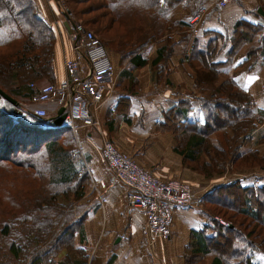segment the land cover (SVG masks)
I'll use <instances>...</instances> for the list:
<instances>
[{
  "label": "trees",
  "instance_id": "1",
  "mask_svg": "<svg viewBox=\"0 0 264 264\" xmlns=\"http://www.w3.org/2000/svg\"><path fill=\"white\" fill-rule=\"evenodd\" d=\"M58 1L74 24L85 13L80 6L88 2ZM183 1L191 9L195 0H92L100 9L93 22L106 21V32L115 25L125 30L108 40L95 33L121 62L134 68L151 62L161 76L177 45L170 32L174 27L191 28L203 2L195 1L189 21L174 23L171 12ZM262 22L239 19L230 36L208 30L196 36L186 61L198 89V113L191 118L186 101L165 112L164 124L175 128V151L205 177L221 176L229 163L231 171L264 163L257 151L244 149L264 122V113L254 111L253 97L232 78L220 81L221 68L230 66L245 46L248 60L264 59ZM185 34L180 42L189 38ZM55 40V31L38 16L34 0H0V89L19 102L14 106L0 95V264H55L61 249L73 248L85 218L76 219L74 213L91 175L71 128L47 127L49 120L35 116L18 99L32 104L38 88L31 84L54 81ZM160 42L164 46L156 58L143 59L142 53ZM226 48L227 60L221 63L217 59ZM198 202L206 223L192 231L185 264L209 256V264H255V255H264V184L235 180L215 187ZM225 242L228 250H223Z\"/></svg>",
  "mask_w": 264,
  "mask_h": 264
},
{
  "label": "crops",
  "instance_id": "2",
  "mask_svg": "<svg viewBox=\"0 0 264 264\" xmlns=\"http://www.w3.org/2000/svg\"><path fill=\"white\" fill-rule=\"evenodd\" d=\"M34 1L38 16L55 31V77L51 83L59 84L67 80L66 60L75 57L70 38L74 23L63 12L58 0ZM195 1H191V9L185 1L175 7L171 20L174 23L189 21ZM263 6V0H232L228 6L219 8L212 0H203L199 6V18L195 22L191 20V28L174 27L170 32L172 41L177 45L168 60L169 67L163 65L161 76H158L161 70L158 71L151 62L134 68L129 62L121 65L119 55L110 53L115 70L105 85L103 102L96 111L102 130L87 128L81 123H77L76 130L71 129L79 150L86 158L91 181L85 195L77 202L78 208L74 213L76 219L85 215L81 230L75 233L73 248L59 251L55 264H185L184 252L191 241L192 231L202 229L206 223V214L198 200L209 189L228 183V180L220 183L219 177H205L185 164L181 154L175 151V128L170 129L164 124V115L185 101L188 107H192L189 112L191 118L198 113L199 102L194 97L198 89L193 71L186 61L196 36L207 30L230 36L239 19L253 24L263 23L264 18L258 13ZM183 34L189 38L180 42ZM163 46L164 42L153 45L142 53L143 59L150 61L156 58ZM243 49L235 55L230 66L221 68L220 81L232 78L253 97L254 111L264 113V59L258 56L248 60ZM227 50L219 54V62L227 60ZM46 84L45 79L35 83L37 87ZM39 106L52 112L57 104L45 102L40 105L35 100L29 104L31 110ZM102 133L119 150L135 158L143 169L159 178L177 179L198 194L193 206L174 210L171 236L158 239L154 250L146 244L144 214L129 205V188L114 181L103 159ZM251 136V144L244 149L264 155V122ZM233 172L235 179L244 185L264 184L262 167ZM93 183L101 197L92 188Z\"/></svg>",
  "mask_w": 264,
  "mask_h": 264
},
{
  "label": "built area",
  "instance_id": "3",
  "mask_svg": "<svg viewBox=\"0 0 264 264\" xmlns=\"http://www.w3.org/2000/svg\"><path fill=\"white\" fill-rule=\"evenodd\" d=\"M212 1L217 7L224 8L232 0ZM198 18L194 17L192 22ZM70 38L75 57L65 62L67 80L38 87V95L34 98L40 105L56 102L57 106L52 112L39 106L33 113L40 118L56 117L58 110L64 107V126L76 130L77 123H81L84 127L102 130V122L96 111L103 102L105 85L114 74L113 61L99 36L82 21L75 23ZM31 87L37 88L35 84H31ZM102 156L114 181L129 188V205L144 214L146 244L154 250L158 239L171 236L174 210L193 206L196 193L177 179L159 178L143 169L135 158L119 150L103 133ZM92 188L101 197L95 183Z\"/></svg>",
  "mask_w": 264,
  "mask_h": 264
},
{
  "label": "rangeland",
  "instance_id": "4",
  "mask_svg": "<svg viewBox=\"0 0 264 264\" xmlns=\"http://www.w3.org/2000/svg\"><path fill=\"white\" fill-rule=\"evenodd\" d=\"M92 0H88V2H85V4L83 5V6H80V7H82V8H84L85 10H83V12H85V13H83L84 15H80V17H79V19H78V21H82L83 23L85 22V23H87L88 24V26L90 27L89 29H91L92 31H96V32H98V35L100 36V37H102L103 39L102 40H108L107 38H112V39H115L116 38V36L117 35H119V34H122L125 30L124 29H119L118 27L119 26H117V25H115V26H113V27H111V29H109L107 32L106 31H103L104 30V28L103 27H105V25L107 24V22L105 21V22H103V23H101V21H99V23H97V22H93L92 20H93V18L94 17H96L99 13H100V9H97V7L93 4V2H91ZM66 13V12H65ZM102 25V26H101ZM117 33H119V34H117ZM99 37V38H100ZM101 39V38H100ZM105 46V45H104ZM10 50V48H8V49H6L5 50V52L6 51H9ZM109 50V49H108ZM248 51H249V47L248 46H245L244 47V49H243V51L242 52H244L245 53V57H246V55H247V53H248ZM109 52V55H110V53H111V55H114V52H112V51H108ZM111 55H110V57H111ZM112 59V58H111ZM120 63H121V65L123 64V62H121L120 61ZM113 64H114V62H113ZM114 67H115V64H114ZM224 79V78H223ZM20 101H21V104H22V106L24 107H26L28 110H30L31 111V109L29 108V105L23 100V99H21V98H18ZM24 101V102H23ZM10 114V113H9ZM47 127H52L51 125H48ZM75 138V137H74ZM252 141V140H251ZM74 144H75V146H76V148H77V150H79V148H78V146H77V144H76V142L74 141ZM250 144H251V142H250ZM80 151V150H79ZM83 154V153H82ZM257 154H258V156L260 157V158H264V155H262V154H260L259 152H257ZM84 155V154H83ZM85 160H86V158H85ZM260 166H264V163L263 164H261V165H259V166H256V167H260ZM89 167V166H88ZM233 169V166H232V164L231 163H229L228 165H227V168H226V171L223 173V174H221V177L220 176H217V177H219V182L221 183L222 181H227L228 180V182H233V181H235L236 179H235V172H233V171H231ZM148 171V170H147ZM150 172V171H149ZM152 173V172H151ZM153 174V173H152ZM154 175V174H153ZM264 175V174H263ZM155 176V175H154ZM230 177V180L228 179ZM90 182V181H89ZM222 184V183H221ZM90 185V184H89ZM220 185V184H219ZM89 187V186H88ZM88 187H87V189H88ZM213 189H209V191L208 192H210V191H212ZM195 192V191H194ZM208 192H206V193H204V194H207ZM196 193V192H195ZM204 194H202V196L204 195ZM234 196H235V199L237 200L238 198H239V196H238V194L236 193V194H233ZM201 196V195H200ZM201 196V197H202ZM196 197H198V194L196 193ZM240 200H241V202H243V200H244V198L243 197H241L240 196ZM223 244V243H222ZM219 246L220 247H222V245L221 244H219ZM218 246V247H219ZM224 248H223V250H228L229 249V244L227 243V242H225V244H224ZM262 254V253H261ZM260 253H257L256 255H255V257H254V262H255V264H264V255L262 254L261 255ZM210 261H211V256H209L208 258H206V260L203 262V261H200V262H198L197 264H209L210 263Z\"/></svg>",
  "mask_w": 264,
  "mask_h": 264
},
{
  "label": "water",
  "instance_id": "5",
  "mask_svg": "<svg viewBox=\"0 0 264 264\" xmlns=\"http://www.w3.org/2000/svg\"><path fill=\"white\" fill-rule=\"evenodd\" d=\"M258 13L264 18V10H263V8L260 7L258 9ZM65 14H67V16H69V13L66 12ZM0 95L4 99H6L10 103H12L14 106L19 105V102L15 98H13L12 96H10L7 93H5L2 89H0ZM64 112H65V108L61 107L58 110L57 116L54 117V118L49 119L50 120V125L52 127H56L57 128V127H62L63 126V122H64L65 117H66V114Z\"/></svg>",
  "mask_w": 264,
  "mask_h": 264
}]
</instances>
